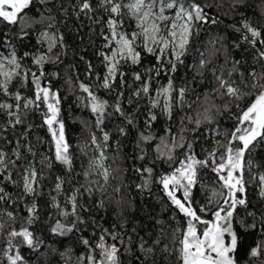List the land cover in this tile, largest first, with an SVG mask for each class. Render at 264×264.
<instances>
[{
	"label": "snow or ice",
	"instance_id": "snow-or-ice-1",
	"mask_svg": "<svg viewBox=\"0 0 264 264\" xmlns=\"http://www.w3.org/2000/svg\"><path fill=\"white\" fill-rule=\"evenodd\" d=\"M50 4L0 0V264H39L49 251L64 264H124L126 256L136 264H264V212L252 211L248 196L255 184L264 200V158L256 155L264 149V23L238 11L247 0L228 5L243 17L229 26L239 34L233 49L245 45L240 59L229 57L225 37L211 34L223 23L220 0H75L68 6L58 0L60 23L69 7L77 20L90 22L78 38L81 51L92 47L99 62L79 55L84 79L78 72L75 80L64 77L78 107L90 113L80 120L87 138L76 145L63 111L68 97L54 83L61 74L46 67L64 64L70 47ZM93 35L102 41L98 47ZM220 54L223 63H214ZM206 83L211 87L201 94ZM193 95L203 108L196 116L189 114ZM224 117L233 121L229 128L221 127ZM160 119L162 135L152 131ZM113 120L119 121L115 138ZM37 129L45 136L36 135L34 143ZM133 130V163L125 168L119 137ZM158 163L167 170L158 172ZM206 173L213 174V186L200 202L194 193L208 191ZM128 174L139 182L126 183ZM154 184L158 200L166 198V208L182 219L173 215L170 230L156 219L161 227L150 243V232L141 236L131 225L125 207L133 204L121 193L131 187L151 196ZM109 202L119 223L104 227L94 213L107 212ZM238 208L251 220L238 219ZM253 232L261 239L245 245ZM162 239L168 243L158 256ZM77 244L81 251L72 262Z\"/></svg>",
	"mask_w": 264,
	"mask_h": 264
},
{
	"label": "trees",
	"instance_id": "trees-1",
	"mask_svg": "<svg viewBox=\"0 0 264 264\" xmlns=\"http://www.w3.org/2000/svg\"><path fill=\"white\" fill-rule=\"evenodd\" d=\"M220 2L223 4V7L219 10L221 14V19L223 20V23H221L218 26H214L211 29L212 35H221L225 37L224 43L228 46V55L229 57H234L236 59H240L242 55L243 48L245 45L241 44L240 49H233L232 47V41L237 40L239 38L238 33H234L229 27L232 24H236L239 26L240 20L243 18L239 14L231 12L228 5L230 3V0H220ZM58 3V0H54V4ZM74 4L75 0H65V6H68V4ZM93 3H95V0H93ZM54 4L48 5V7L53 8V15L57 18V26L60 28V31L65 33L66 42L69 44V51L68 55L64 57V64L59 65L58 67H54L52 65L46 66L49 70H58L61 74V79L54 81L55 85L59 88H61L62 95L67 96L68 98L64 101L63 105V111L64 116L66 120V125L69 133V137L74 145L78 144L82 140L87 138V132L83 130V125L80 123V120H89L90 119V113L87 110H83L80 107H78L77 103L75 102V96L68 91V86L64 82V77L66 76H72L73 80H75L76 72L80 74L81 79H84V65L79 60V55H84L86 59L92 60V62L96 65H98V60L94 56V49L92 47H89L87 51H81V42L78 38L79 35L86 36L89 32L88 25L90 24L89 21L84 19L83 17L81 20H77L75 16L71 14V8L69 7V18L65 20L63 23H60L61 20H63V17L59 10L54 7ZM239 12H243L245 16L249 17L253 20V22H260L264 23V0H247V6L240 8L238 10ZM225 12L228 13V15H223ZM81 23H83L84 27L80 29L79 33H77L76 29L80 28ZM96 31L99 32V25L95 26ZM93 39L95 40L96 47L100 45L102 42L99 38H97L95 35H93ZM201 39H207V37L202 36ZM32 43H35V38L32 39ZM27 49L20 48L19 51L22 53ZM245 58H250L245 53ZM151 57H148L147 60H145L144 63H147L148 60H151ZM192 57L189 56L187 58L188 63H191ZM224 61V55L220 54L218 55L214 63L220 64ZM154 62V61H153ZM75 63L76 64V70L75 72L71 68H66L67 65H71ZM248 65H244V69H247ZM100 70V69H98ZM186 69L181 70V73H178V75H181ZM191 76V73L188 74ZM206 79L210 78V73L205 74ZM162 82L163 81V78ZM129 83L131 81L129 80ZM177 83H179V80H177ZM210 85L207 83L203 85L201 88L198 89V92L201 94L204 92L205 89H210ZM101 96H104L105 93L101 92ZM190 101H195V96L189 98ZM217 104H220V100H216ZM143 104V102H141ZM134 107V106H133ZM143 110V109H142ZM203 108L201 106V101H195L193 103L192 109L189 111V114L192 116H196L198 112H202ZM79 118V119H78ZM177 121L179 119V116L176 117ZM34 120L36 123H39V117H34ZM118 120H113L111 122L110 127H113V134L115 138V132H114V125L117 124ZM233 121L227 119L226 117L220 119V124L222 128H229ZM139 128L143 129V120L141 119L139 122ZM163 125L164 121L163 119L158 120L154 126L152 131L156 132L158 135L163 134ZM191 127V125H190ZM36 135L39 136H45V132L42 129H37L31 139L35 143V137ZM11 138V137H10ZM121 145H122V155L124 156L123 161H121V166L127 168L131 163H133L132 160H130L129 154L132 152L133 148L135 147V139H136V131L133 130L129 136L126 137H119ZM3 142H0L2 144ZM201 143H204L202 140ZM41 151L43 148L41 147ZM151 151V148L149 149ZM257 159L264 158V149H258L257 150ZM83 159V158H81ZM146 162V161H145ZM142 163V162H137ZM79 170V165H78ZM167 165L163 163H158L157 165V171H166ZM125 181L129 185L132 184L133 181L139 182L138 178L135 176L128 174L125 176ZM203 182L207 186L208 191L205 192L203 189H200L196 191L195 197L198 201L203 202L207 195L211 194V188L213 186V174L206 173L203 176ZM12 189L9 188V191ZM121 195L126 196V199L128 201H131L133 204V208L129 209L127 206L125 207V214L128 216V219L131 222V225H134L137 230L140 232L141 236H145L147 233H151V237L149 238V242L151 243L152 239H155L160 225L156 224V219H160L165 221V227L166 229H169V225H174L175 221H172V216L176 215V219L180 220L182 219L179 215H177L173 209L166 208V198L165 202H160L158 200V197L162 195L159 192V189L154 184L153 185V195L149 196L147 194H139L136 192L134 188H129L126 192H122ZM248 196L251 200L250 209L252 211H256L257 215H260V213L264 212V200L259 199L256 191L255 184L249 186L248 190ZM95 199V197L93 198ZM41 204H44V200H40ZM91 203V202H89ZM107 212H95L94 214L97 216V219L100 220V222L103 224L104 227H109L112 223H119V220L116 218L115 213L117 211L116 206L114 203H107ZM50 211L48 208H44L42 214L47 215V213ZM238 211L241 213V216L238 217V219H245L246 221H250L251 217H248L245 214V210L243 208H238ZM103 217L101 220L100 218ZM170 230V229H169ZM45 238L51 242V238L48 237L47 233H44ZM261 239V235L257 232H253L251 235H248L244 238L245 245H251L255 246V243L258 242ZM69 242H65L63 247H67ZM168 243V239H162L161 245L157 247V255L162 256L163 253L161 252V248L163 244ZM56 247L61 248L63 250V247L61 245H56ZM81 248L80 246L73 245L72 246V262L75 261V257L80 253ZM133 252L135 253V246H133ZM138 254V253H136ZM39 264H64V261L60 258L58 254H54L52 252H47V254L44 257H41V260ZM124 264H136V261L134 258L125 257L124 258ZM241 264H245V261H241Z\"/></svg>",
	"mask_w": 264,
	"mask_h": 264
}]
</instances>
